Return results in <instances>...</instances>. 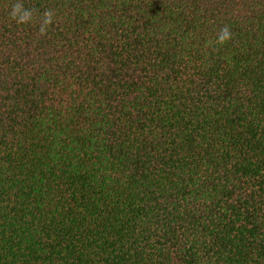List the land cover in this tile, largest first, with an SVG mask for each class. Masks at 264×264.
<instances>
[{"label": "trees", "instance_id": "1", "mask_svg": "<svg viewBox=\"0 0 264 264\" xmlns=\"http://www.w3.org/2000/svg\"><path fill=\"white\" fill-rule=\"evenodd\" d=\"M0 264H264V0H0Z\"/></svg>", "mask_w": 264, "mask_h": 264}, {"label": "clouds", "instance_id": "2", "mask_svg": "<svg viewBox=\"0 0 264 264\" xmlns=\"http://www.w3.org/2000/svg\"><path fill=\"white\" fill-rule=\"evenodd\" d=\"M10 16L18 23H29L32 20V10L25 8L21 3L18 2L15 5H13ZM45 17L46 19L44 21V25L50 24L52 22V13L46 12ZM44 25H42L40 28L41 32L45 31ZM230 37H231V32L227 27H225L221 29V32L218 36V41L219 43L223 44L226 41H228Z\"/></svg>", "mask_w": 264, "mask_h": 264}]
</instances>
